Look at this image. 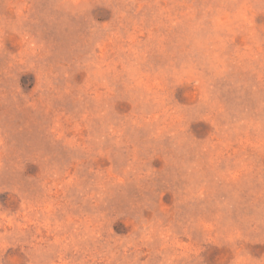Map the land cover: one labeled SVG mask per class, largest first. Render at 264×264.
Masks as SVG:
<instances>
[{"label": "rangeland", "instance_id": "obj_1", "mask_svg": "<svg viewBox=\"0 0 264 264\" xmlns=\"http://www.w3.org/2000/svg\"><path fill=\"white\" fill-rule=\"evenodd\" d=\"M0 264H264V0H0Z\"/></svg>", "mask_w": 264, "mask_h": 264}]
</instances>
